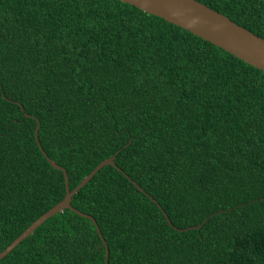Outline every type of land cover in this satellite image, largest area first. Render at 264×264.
<instances>
[{"label": "trees", "instance_id": "1", "mask_svg": "<svg viewBox=\"0 0 264 264\" xmlns=\"http://www.w3.org/2000/svg\"><path fill=\"white\" fill-rule=\"evenodd\" d=\"M264 37V0H199ZM110 264H264V71L121 0H0V251L65 194ZM199 228L179 230L191 225ZM64 208L0 264H105Z\"/></svg>", "mask_w": 264, "mask_h": 264}, {"label": "water", "instance_id": "2", "mask_svg": "<svg viewBox=\"0 0 264 264\" xmlns=\"http://www.w3.org/2000/svg\"><path fill=\"white\" fill-rule=\"evenodd\" d=\"M129 4L135 5L141 10L162 17L168 22L178 25L184 29L189 30L193 34L221 47L225 51L237 56L250 65L260 68L264 71V37L255 34L248 28L230 19L224 13L211 8L199 0H121ZM18 103L17 101H15ZM24 115L36 119L34 128V138L41 153L45 156L47 161L56 169H60L63 173L65 194L61 200L56 202L53 206L43 212L39 217L32 221L19 235H17L4 249L0 251V259L8 254L21 240L27 237L33 230L40 225L45 219L52 216L54 213L69 208L78 215L90 219L97 231L99 238L105 248L104 262H108L109 249L107 242L97 224L95 218L86 212L71 205L72 196L104 165H112L121 171L128 179H130L136 187L144 192L153 202L157 204L163 213L167 222L175 229L176 226L172 224L164 209L158 202L148 194L136 181H134L127 173H125L114 161L115 153L111 156L102 159L81 181L72 189L69 188L68 174L64 167L53 161L42 148L39 138L38 129L40 121L32 114L24 111L21 103H18ZM202 223L198 225H191L179 230H187L189 228H199Z\"/></svg>", "mask_w": 264, "mask_h": 264}]
</instances>
